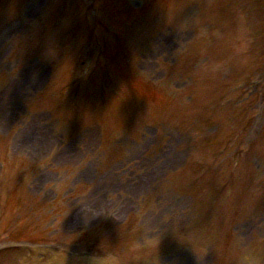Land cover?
<instances>
[{"label": "rangeland", "instance_id": "1", "mask_svg": "<svg viewBox=\"0 0 264 264\" xmlns=\"http://www.w3.org/2000/svg\"><path fill=\"white\" fill-rule=\"evenodd\" d=\"M190 11L191 9L186 10V17L177 26L160 25V30L153 40L140 51L138 65L144 76L166 88L185 89L190 81L195 86V90L198 86H203L202 106L208 108L211 106L205 101H217L218 96H222L221 89L216 90L214 82L208 81L206 77L210 74L208 71L204 77V72L199 69L201 62H205L211 55L210 49L209 55L205 57L211 36L196 29L199 28L198 20H193L191 15L195 16V14ZM177 60L182 62L181 67L169 66ZM23 66V72L29 70L27 60L23 61ZM217 67L218 65L215 64L214 68ZM209 69L214 71L213 68ZM188 89L191 87L189 86ZM192 94L195 97L194 93ZM57 99L39 101V97L35 99L30 97L28 104L22 105L16 101V95L13 96L12 92L8 96V113L1 115L3 125L0 127V138H3L4 143L0 145L3 151L0 161H4V156L7 155L11 159H17L18 162L24 160L26 165L23 174L2 168L0 177L5 172L0 178V204L5 202V194L1 188L10 185L12 176L16 179L18 174L21 175V181H24L25 193L33 199L32 203H35L36 199H41L45 204L48 214L42 219L50 220L51 225L63 231L68 232L75 227H78V230L87 227L93 221L91 217L98 209L102 206L110 208L100 210L107 217L102 215L94 222L111 221V217H114L118 222L125 223L120 232L136 231L140 228L144 238L138 243V248H133L131 251H141L139 260L135 254L124 255L120 247H116L110 253L109 258L112 259L110 264H264V158L260 147L258 148L262 158L255 153H251V156L243 155L241 162L236 159L228 167L238 175H243L244 180L249 182L241 186L244 190L240 193L239 189L231 185L222 188V183L214 180L220 185V196L218 198L214 193L208 198L207 216L199 222L200 226H194L193 206L198 199L197 195L205 196L202 186L209 184L202 181L201 174H197L202 172L199 167L193 170L194 177L190 180L185 175L176 180L171 176L182 175L186 167L180 170L186 164L190 166V154L194 153L195 145L204 143L203 140H198L201 136L191 137L192 131L186 129V132L182 133L187 136L179 138L176 128H169L174 131L167 132L163 127V137L166 138L161 143L157 141L156 133L151 132L144 140L142 134L146 124L141 133V123H139L138 127L135 125L131 130L123 129L117 136H110V132H107L106 136L99 137L98 130L94 128L96 123L94 118L88 117L79 110L70 124L60 123L63 135L60 139L55 136L52 148L39 152L33 159L26 152L24 145L19 142L17 144L15 139L18 130L32 125L31 122L35 124L36 121H41L52 132L58 133L60 127L58 119L55 122L59 127L50 123L44 111V108L51 109L54 113L58 111ZM255 101L256 99H253L252 104ZM41 110L44 111L43 114L40 113ZM227 114L232 117L230 125L234 128L238 126V120L233 118V114L230 112ZM251 114H254L251 115L253 122L248 131L235 129L234 138L241 143L247 141L252 143L260 131L264 115V89L262 100L256 101ZM146 117L159 118V112L155 110ZM88 131L94 134L95 139L90 143L89 148L85 145L89 141ZM78 136L81 137L78 138V145L75 146L79 148L76 156H61L62 153L58 155L57 148L74 142ZM109 137L111 139L106 140ZM115 138L117 141H122L120 145L115 143ZM185 139L186 144L183 142ZM243 145L236 143L232 152H236L237 148ZM147 150H150L152 156L145 155ZM160 155L168 159L165 160L162 171L150 177L153 166L162 164L149 159L146 161L143 158ZM247 158L251 167L248 171L249 177L245 173L246 170L242 169L246 165ZM90 162L92 176H83L82 171L88 168ZM39 168L46 173V183L35 181L36 171ZM167 177H171L169 187L164 186ZM133 179L137 181L136 185L131 183L130 180ZM190 183L197 184L190 190L187 187ZM171 187L175 188L172 190ZM248 190L253 191L254 195H250ZM189 191L193 198L189 196ZM97 192L101 193L98 196L100 203L91 197L98 195ZM189 201L192 211L187 216ZM81 206H84L85 210L78 209ZM29 213H31L30 209ZM158 213L160 221L156 228ZM198 234L202 240L199 239ZM170 238L173 242L179 241L176 243L178 246L172 248L170 252H164V247L171 246V241H168ZM226 239L229 240L230 246L228 253H224V249L221 250V244L224 247ZM69 249L70 247H63L65 253ZM145 253H153V258L143 261L142 257L146 255ZM219 253H223L220 256L221 262L218 261Z\"/></svg>", "mask_w": 264, "mask_h": 264}, {"label": "clouds", "instance_id": "2", "mask_svg": "<svg viewBox=\"0 0 264 264\" xmlns=\"http://www.w3.org/2000/svg\"><path fill=\"white\" fill-rule=\"evenodd\" d=\"M64 261H57L51 254H49L47 258H43L41 255L37 254L33 258L31 264H64Z\"/></svg>", "mask_w": 264, "mask_h": 264}, {"label": "bare ground", "instance_id": "3", "mask_svg": "<svg viewBox=\"0 0 264 264\" xmlns=\"http://www.w3.org/2000/svg\"><path fill=\"white\" fill-rule=\"evenodd\" d=\"M38 133H40L42 136H44L46 138H48L50 136L49 134H44V132H42L41 130H39Z\"/></svg>", "mask_w": 264, "mask_h": 264}]
</instances>
